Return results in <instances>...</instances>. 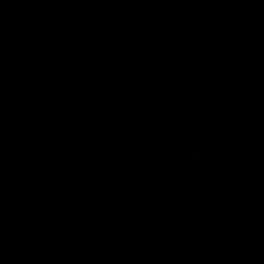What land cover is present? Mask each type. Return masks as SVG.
<instances>
[{"label": "water", "instance_id": "95a60500", "mask_svg": "<svg viewBox=\"0 0 264 264\" xmlns=\"http://www.w3.org/2000/svg\"><path fill=\"white\" fill-rule=\"evenodd\" d=\"M0 264H264V0H0Z\"/></svg>", "mask_w": 264, "mask_h": 264}]
</instances>
